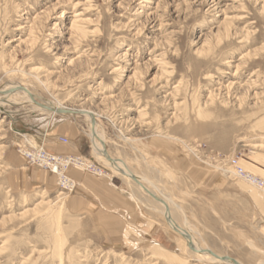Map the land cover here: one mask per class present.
Segmentation results:
<instances>
[{
	"label": "rangeland",
	"instance_id": "1",
	"mask_svg": "<svg viewBox=\"0 0 264 264\" xmlns=\"http://www.w3.org/2000/svg\"><path fill=\"white\" fill-rule=\"evenodd\" d=\"M157 73L165 88L152 83ZM8 84L26 87L39 102L92 112L110 156L155 180L153 170H160L158 185L172 198L184 183L168 172L161 152L182 153L198 170L227 178L249 197L248 209L235 199L210 216L205 203L199 208L208 215L200 218L174 199L173 215L213 253L264 261V190L227 165L238 161L264 185V0H0V90ZM14 99L21 103L0 113V264H210L190 252L152 199L93 156L86 116L51 120ZM40 124L75 129L80 144L67 137L64 145L82 154L69 155L100 168L103 177L80 171L111 179L121 203L113 206L71 178L76 166L68 171L73 192L49 171L52 187L14 182L23 167L44 170L21 153L38 143L17 132L39 136ZM17 157L25 165L14 163ZM116 221L131 231L127 243L110 238Z\"/></svg>",
	"mask_w": 264,
	"mask_h": 264
},
{
	"label": "crops",
	"instance_id": "2",
	"mask_svg": "<svg viewBox=\"0 0 264 264\" xmlns=\"http://www.w3.org/2000/svg\"><path fill=\"white\" fill-rule=\"evenodd\" d=\"M44 125H46L45 128L43 127ZM49 126L50 125L47 124H40L41 129H43L44 131L39 133V136L36 135L30 136L29 133L24 130H20L17 132L21 138L28 137L32 141L37 142L38 143L37 146L43 147L45 150H47L52 154L69 155L70 152H76L82 154V152L79 151L78 149L74 150L72 147L64 145L58 141L56 142L55 139L53 138L57 135L58 137H64V138L74 137L77 139V143L80 144V141L78 140L75 134V129L68 128L65 125H61L57 127L56 124H54L53 126H51V128ZM160 154H163L161 155L163 156L161 158H164V160H166V162L163 160V164L168 168V172L170 171L175 175L176 178L175 181L177 180L178 182L181 181L184 183L183 185L178 184L179 186L177 187V189L173 191V200L175 199L178 205L183 204L189 212L193 211V215H196L197 217L200 218L204 217L205 215H208L207 213L204 215L199 208L200 206L201 209H203V207L206 205L205 203H208L210 216H211V212L214 211V213H216L217 212L216 209H218V207L221 208L220 203L223 204L224 206L222 207V209L227 210V206L229 208H231V206L232 207L234 206L235 199L240 200L242 203L245 201L248 209L249 197L245 196L244 199V195L243 194L240 195L237 191H235L234 185L227 178L213 176L212 174H209L205 171L198 170L197 166L187 161L186 156H184V154L182 153L181 155L177 154V155H172L170 157L167 155V153L161 152ZM165 157H168V160L165 159ZM155 158H160V157H155ZM22 162L23 159H21L20 157L14 159V163L19 165H25V163ZM69 175L76 182H81L80 185H82L84 188H88L87 189L88 191H91V189L93 191L95 190V192H97L100 195V198H103L104 201H110L113 206L115 205V203L116 204L118 202L119 204L121 203V199L116 197L117 193L114 192L115 189L113 188V184H111L110 182L111 179L104 181L101 180L96 181L90 177L83 176L81 171H78L76 169H71L69 171ZM54 178L56 179L54 175L50 174L45 170L29 171L28 168L23 167V170L21 172H17L13 176L12 180H14V182L16 181L18 184L24 183L25 185L26 183H28V181H31L33 179L37 182H44L45 184H48L49 187H52L54 184ZM82 192L85 193V190H82ZM187 192L193 194L198 193L199 197L197 196L195 198H185ZM72 200H73L72 204L77 201L74 199ZM135 201L138 202L137 200ZM118 206L125 207V205L122 204ZM108 231L110 238H112L115 241H119L121 238H124L125 243L128 242L127 235L128 234L129 236L132 235L131 231L127 227L121 226L118 221L112 224L108 228Z\"/></svg>",
	"mask_w": 264,
	"mask_h": 264
},
{
	"label": "bare ground",
	"instance_id": "3",
	"mask_svg": "<svg viewBox=\"0 0 264 264\" xmlns=\"http://www.w3.org/2000/svg\"><path fill=\"white\" fill-rule=\"evenodd\" d=\"M75 22L76 21L74 20L73 24H72V28L76 27ZM150 66L151 65H149L148 68ZM138 70L140 71L141 67L137 68V70L134 71L135 77L139 73ZM149 71H150V68H149ZM166 74L168 75L167 70H166ZM165 78H166V76H165ZM152 83L155 86H162L161 88H165V87H163V76H162V74L157 73L154 76ZM16 96L21 98L20 100L22 102H24L25 104L27 103L29 105H32L33 111L40 113L39 116H41V117L44 116V118H46V116H47V117H50L51 120L56 118V116H58V115H62V116L69 115L67 113L59 114L57 112V110H62V111H66V112L69 111V112H71V113L73 112L75 114H77V112H85L86 114L84 116H86V118H88V120L90 122L89 135H90V139L92 142L91 144H92V148H93V154H94L93 156H95L103 165H105L107 168H109L115 175H117L118 177L122 178L123 180H126L127 182H130L131 184H133L134 189H136V191H138L142 195L150 198V200L152 199L155 206H157V209H159L161 214L164 215V217L166 218V221L169 224V226L171 227V229L174 230L175 232H177L179 235H181L187 241L188 246L190 245V247L192 248V250L190 249V252L194 256L199 258V260H205L206 262H209L210 264H243L242 262H240L238 260H233V259H231L225 255L222 256L220 254L213 253L210 249L201 245L199 243V241L197 240V237H196L197 234L194 235V231L187 221L184 220L185 223L182 222L183 223L182 225L179 224V222H178L179 219L177 220L176 217L173 215V210H174L173 202L174 201H173L172 196L165 194L163 192V189H161L158 185V183H160V182H158L157 179L162 175L160 170H158V171L153 170L157 174L156 175L157 179L155 180L154 177L150 178V177L144 176L142 174L140 175V173L139 174L135 173L129 167V165L127 164V162L124 159H116V158L110 156V154L108 153V151L106 149V142L107 141L104 137V134L101 133V129L99 130V124L97 123V120L95 121L96 117L94 116V114L92 112H90L86 109H83V108L82 109H76V108L66 107V106L60 105V104H58V105L53 104L51 102H39L37 100L36 96L30 90L26 89V87H23L21 85H16V84L15 85L8 84V86L5 89L0 90V113H2V111H4V107L10 103H13V104L21 103L18 99H14V97H16ZM75 114H70V115H75ZM93 121L96 122L95 126H93ZM59 141H60V139H59ZM61 143H63V142H61ZM63 144H68V143H63ZM33 148H36V147H33ZM25 149L26 148H24L21 151L23 156H24L23 152ZM108 155L115 162L109 160ZM25 159H26V157H25ZM230 160L231 159H229L227 161V165H228V167H231V168L233 167L234 176H236L238 179H240L242 182H244V184L246 183L249 185V183H250V184L254 185V186H252V185H249V186H252V188L255 187L257 189V192L264 190L263 182L260 179L259 180L261 181V185L253 184L249 180L243 178L242 176L239 175V173L237 172L235 167L231 164ZM26 162H27V159H26ZM65 164L68 167V169H70L72 166H74V167L76 166L74 169H76L78 171H80L81 169H84V170L86 169L88 172H90V174H94V175L101 176V177H103V174H104V172L99 171L100 168H97L95 165H93V167L90 165H86L87 168H85L86 166H84L85 164L83 163V161L82 162H76L74 160L72 161L71 159H69L68 161L65 162ZM240 166L243 168L241 163H240ZM40 169H43V168H40ZM46 171H49V170H46ZM244 171H246V170L244 169ZM49 172H51V171H49ZM51 173L54 174L53 172H51ZM247 173H249V172H247ZM228 174H232V172H230ZM252 176H254V175H252ZM132 177H136L137 181L133 180ZM254 177L257 178L256 176H254ZM259 186H261V187H259ZM249 189H250V187H249ZM71 192H73V191H71ZM261 196H263V199H264V195H262V193H261ZM175 207L180 208L181 211L183 209V208H181L182 207L181 205L180 206L178 205ZM176 210L179 211L178 209H176ZM257 264H264V261H260Z\"/></svg>",
	"mask_w": 264,
	"mask_h": 264
},
{
	"label": "built area",
	"instance_id": "4",
	"mask_svg": "<svg viewBox=\"0 0 264 264\" xmlns=\"http://www.w3.org/2000/svg\"><path fill=\"white\" fill-rule=\"evenodd\" d=\"M60 141L63 143H68V140L64 137H61ZM25 148L26 149L24 150L23 154L26 157L27 164L29 166H36L53 172L58 177L59 180L58 185L64 191L70 192L75 190L74 181L68 175L69 169L66 166L65 162L68 161L69 159H71L72 161L74 160L76 162H82L84 161L82 158L73 155L71 156L54 155L48 152L47 150H45L43 147H39V148L25 147ZM231 160H230L231 164L235 167V169L237 170L240 176L249 180L253 184L261 185V181L258 178L252 176V174H249L246 171H244V169L240 166V163H238V161L233 162Z\"/></svg>",
	"mask_w": 264,
	"mask_h": 264
},
{
	"label": "water",
	"instance_id": "5",
	"mask_svg": "<svg viewBox=\"0 0 264 264\" xmlns=\"http://www.w3.org/2000/svg\"><path fill=\"white\" fill-rule=\"evenodd\" d=\"M57 112L59 113V114H62V113H67V114H75V113H71V112H66V111H62V110H57ZM77 114H81V115H85L86 113L85 112H79V113H77ZM95 119V118H94ZM95 121H96V119H95ZM95 121H93V126H95V124H96V122ZM108 159L109 160H111V161H113V162H115L114 160H112L111 159V157L108 155ZM133 178V180H135V181H137V178L136 177H132ZM168 211V210H167ZM189 247H190V245H189ZM191 248V247H190ZM191 250H192V248H191Z\"/></svg>",
	"mask_w": 264,
	"mask_h": 264
}]
</instances>
